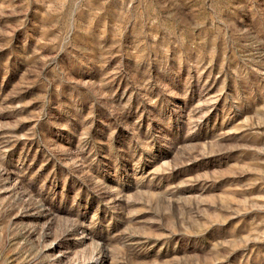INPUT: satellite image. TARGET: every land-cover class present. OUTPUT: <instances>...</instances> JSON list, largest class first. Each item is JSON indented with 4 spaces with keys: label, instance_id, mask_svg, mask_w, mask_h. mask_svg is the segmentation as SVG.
Masks as SVG:
<instances>
[{
    "label": "rangeland",
    "instance_id": "rangeland-1",
    "mask_svg": "<svg viewBox=\"0 0 264 264\" xmlns=\"http://www.w3.org/2000/svg\"><path fill=\"white\" fill-rule=\"evenodd\" d=\"M0 264H264V0H0Z\"/></svg>",
    "mask_w": 264,
    "mask_h": 264
}]
</instances>
